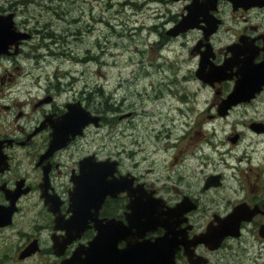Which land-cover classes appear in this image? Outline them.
I'll return each instance as SVG.
<instances>
[{
	"label": "flooded vegetation",
	"instance_id": "flooded-vegetation-1",
	"mask_svg": "<svg viewBox=\"0 0 264 264\" xmlns=\"http://www.w3.org/2000/svg\"><path fill=\"white\" fill-rule=\"evenodd\" d=\"M176 1H182L180 18L192 0ZM197 1L199 26L180 33L196 32L187 47L193 75L183 76L182 82L196 80L208 89L209 104L199 107L198 93L192 96L196 120L186 122L190 98L182 87L176 108L181 112L171 107L166 136L173 139L171 127L178 123L180 133H175L183 145L172 151L160 184L138 170V161L124 165L119 157L73 149L89 126H111L116 115L111 116L107 100L98 110L89 107L92 97L84 91L61 99L69 87L50 81L21 98L17 81L0 75L1 84L9 83L0 92V111H5L0 114V264H264V112L254 106L264 97V0ZM14 8L9 3L0 13L13 11L15 19ZM165 29L160 41L171 37ZM26 31L30 36L17 51L11 47L0 57L19 55L22 43L33 36ZM200 63L206 80L195 74ZM241 80L253 94L220 107ZM78 100L100 116L98 124H85L81 134L50 149L57 121L67 104ZM233 112L255 116L234 121L221 136L215 121H227ZM205 114L208 119H202ZM183 150L182 167L178 158ZM90 154L115 158L114 175L93 181V172L82 174L79 160ZM105 186L113 192H105ZM166 230L169 239L161 240ZM143 240L157 243L145 254L138 244L128 253L122 250Z\"/></svg>",
	"mask_w": 264,
	"mask_h": 264
},
{
	"label": "rangeland",
	"instance_id": "rangeland-1",
	"mask_svg": "<svg viewBox=\"0 0 264 264\" xmlns=\"http://www.w3.org/2000/svg\"><path fill=\"white\" fill-rule=\"evenodd\" d=\"M9 3L15 7L17 28H27L33 36L22 43L19 55L0 57V75L10 76L11 83L17 81L21 98L29 89L41 91L40 86L50 81L69 87L61 99L84 91L92 97L89 107L98 110L107 100L111 116L116 115L111 126H89L81 144L73 149L79 154L94 150L99 156L119 157L124 165L138 161L139 171L148 173L158 184L164 182L172 151L183 145L176 134L181 129L178 123L171 127L173 139L166 136L171 107L174 113L181 112L176 108L181 105L178 95L185 85L190 107L184 118L193 124L196 113L191 97L198 93V106H208L211 94L196 80L182 82L183 76L193 75L187 47L195 31L171 36L158 45L160 32L173 25L174 17L179 18L182 1L0 0V8ZM6 87L8 80L0 83V92ZM254 106L264 112V97ZM129 111L132 113L126 114ZM250 115L254 114L233 112L227 121H215L216 128L222 136L232 124L248 121ZM184 152L179 154V162ZM178 164L183 167V163Z\"/></svg>",
	"mask_w": 264,
	"mask_h": 264
},
{
	"label": "water",
	"instance_id": "water-1",
	"mask_svg": "<svg viewBox=\"0 0 264 264\" xmlns=\"http://www.w3.org/2000/svg\"><path fill=\"white\" fill-rule=\"evenodd\" d=\"M263 0H258L257 2L261 3ZM199 3L197 0H192L191 4L188 6V12L183 13L180 18L171 26L165 29L166 34L170 36H176L181 32L186 31L189 28L199 26ZM213 30V29H211ZM30 36V33L26 30L17 28L14 19V12L9 11L7 13H0V54L10 53V48H13V52H16L18 49V45L21 40H24ZM214 69V68H213ZM202 67L200 66L195 70L196 76L200 79L206 80L207 78L201 73ZM264 82V78L261 79ZM250 81V80H249ZM259 82H257L258 85ZM245 85V86H244ZM247 83L244 80L239 81L233 88V90L222 100L220 103V107H229L231 104H234L240 100L248 99V92L245 91L244 88L247 87ZM244 86V87H243ZM260 86V85H259ZM257 88V89H256ZM255 90H258L260 87H256ZM68 105V110L64 112L60 119L56 123V129L52 132V139L50 143V149L55 147H60L66 144L69 138L71 139L76 134H81L83 132V126L89 122H93L94 124H98L100 116L98 114H92L88 109H86L81 102L78 100L76 102H72ZM67 128L64 130L63 128ZM71 134V137H69ZM88 162V165H87ZM80 168L82 174L86 175L87 172L94 173V179L103 180V178L107 179L106 176L108 174L114 175V172L117 170V160L115 158H104V159H95L94 154L86 155L82 159L79 160ZM86 163V166L83 164ZM83 166V167H82ZM105 175V177H104ZM124 188V187H121ZM120 188V189H121ZM112 187L105 186V192H113ZM145 206V205H144ZM150 210L151 208L148 207ZM158 220V216L155 217V221ZM158 224H162L167 228L166 223L158 221ZM168 230V229H167ZM167 230L160 237L161 240L169 239V234ZM99 231H102V227L99 228ZM157 241H141L138 243H128V245L122 249L127 253L131 249V245L133 244L137 247L139 245V249L141 252L145 254L146 250L151 249ZM177 246L176 243L173 244V249ZM135 250H137L135 248ZM137 254V253H136ZM172 257V253H171Z\"/></svg>",
	"mask_w": 264,
	"mask_h": 264
},
{
	"label": "trees",
	"instance_id": "trees-1",
	"mask_svg": "<svg viewBox=\"0 0 264 264\" xmlns=\"http://www.w3.org/2000/svg\"><path fill=\"white\" fill-rule=\"evenodd\" d=\"M162 42H164V40L159 41V42H158V45H161ZM47 44H48V43H47ZM158 45H157V46H158ZM98 90H99V91H102L101 89H98ZM89 94H90V93H89ZM103 100H104V99H103ZM102 103H103V102L100 103V104H101V108H102ZM101 108H100V110H101Z\"/></svg>",
	"mask_w": 264,
	"mask_h": 264
}]
</instances>
